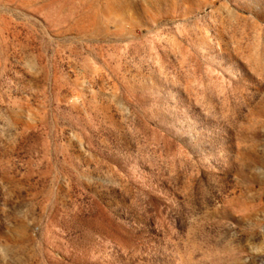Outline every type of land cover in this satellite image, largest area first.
Instances as JSON below:
<instances>
[{
  "label": "rangeland",
  "instance_id": "1",
  "mask_svg": "<svg viewBox=\"0 0 264 264\" xmlns=\"http://www.w3.org/2000/svg\"><path fill=\"white\" fill-rule=\"evenodd\" d=\"M0 264H264V0H0Z\"/></svg>",
  "mask_w": 264,
  "mask_h": 264
}]
</instances>
